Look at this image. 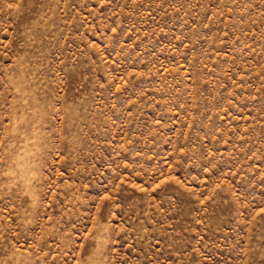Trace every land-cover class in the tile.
<instances>
[{
  "label": "rangeland",
  "instance_id": "374dc122",
  "mask_svg": "<svg viewBox=\"0 0 264 264\" xmlns=\"http://www.w3.org/2000/svg\"><path fill=\"white\" fill-rule=\"evenodd\" d=\"M0 264H264V0H0Z\"/></svg>",
  "mask_w": 264,
  "mask_h": 264
}]
</instances>
